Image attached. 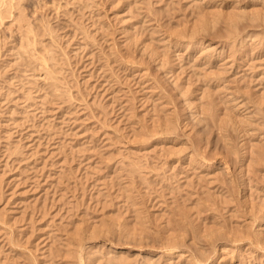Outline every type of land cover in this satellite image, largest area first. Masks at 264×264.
Segmentation results:
<instances>
[{"label": "rangeland", "instance_id": "obj_1", "mask_svg": "<svg viewBox=\"0 0 264 264\" xmlns=\"http://www.w3.org/2000/svg\"><path fill=\"white\" fill-rule=\"evenodd\" d=\"M0 6V264H264V0Z\"/></svg>", "mask_w": 264, "mask_h": 264}, {"label": "bare ground", "instance_id": "obj_2", "mask_svg": "<svg viewBox=\"0 0 264 264\" xmlns=\"http://www.w3.org/2000/svg\"><path fill=\"white\" fill-rule=\"evenodd\" d=\"M6 2H7V1H6ZM12 4H13V3H12ZM18 4H19V3H18ZM17 6H18V5H17ZM0 7H1V6H0ZM13 10H14V9H13ZM1 12H2V11H1ZM1 12H0V14H1ZM24 13H25V12H24ZM255 13H257V12H255ZM3 14H4V13H3ZM15 14H16V13H15ZM19 14H20V13H19ZM4 15H6V13H5ZM21 15H22V14H21ZM242 16H243V15H242ZM245 16H246V15H245ZM262 16H263V15H262ZM19 17H20V16H19ZM23 17H25V15H24ZM1 18H2V17H0V19H1ZM23 19H24V18H23ZM1 20H2V19H1ZM3 20H4V19H3ZM242 20H243V19H242ZM255 20H256V19H255ZM262 20L264 21L263 18H262ZM30 21H31V20H30ZM22 22H23V21H22ZM25 22H26V21H25ZM249 22H250V21H249ZM249 22H248V23H249ZM26 23H27V22H26ZM258 23H259V22H258ZM27 25H28V24H27ZM49 25H50V24H49ZM256 25L258 26V24H256ZM260 25H261V24H260ZM263 25H264V23H263ZM43 27H44V26H43ZM253 27H254V26H253ZM22 28H23V27H22ZM24 28H25V27H24ZM28 28H29V27H28ZM30 28H32V27H30ZM49 28H50V27H49ZM256 28H257V27H256ZM25 29H26V28H25ZM240 30H241V29H240ZM258 30H259V29H258ZM245 31H246V30H245ZM36 32H38V31H36ZM250 32H251V31H250ZM26 33H27V32H26ZM50 34H51V33H50ZM34 35H35V34H34ZM252 35H253V34H252ZM262 36H263V35H262ZM248 38H249V37H248ZM245 39H246V38H245ZM191 40H192V39H191ZM202 40H203V39H202ZM28 41H29V40H28ZM261 43H262V42H261ZM28 44H29V43H28ZM38 48H39V47H38ZM41 48H42V47H41ZM43 48H44V47H43ZM48 48H49V47H48ZM48 48H47V50H48ZM222 48H223V47H222ZM40 50H41V49H40ZM204 50H205V49H204ZM28 51L30 52V50H28ZM35 51H36V50H35ZM36 52H37V51H36ZM51 52H52V51H51ZM30 53H31V52H30ZM43 54H44V53H43ZM48 54H49V53H48ZM25 55H26V54H25ZM39 55H40V54H39ZM53 55H54V53H53ZM43 56H44V55H43ZM37 57H38V56H37ZM52 57H53V56H52ZM50 58H51V57H50ZM47 59H48V58H47ZM43 60H44V59H43ZM30 61H31V60H30ZM44 61H45V60H44ZM50 61H51V60H50ZM39 62H40V60H39ZM42 62H43V61H42ZM44 63H45V62H44ZM52 63H53V62H52ZM42 64H43V63H42ZM46 66H47V65H46ZM50 66H51V65H50ZM47 69H50V68H47ZM42 70H43V69H42ZM45 70H46V69H45ZM45 70H44V71H45ZM49 72H50V71H49ZM54 73H55V72H54ZM54 73H53V74H54ZM51 75H52V74H51ZM55 75H56V74H55ZM50 81H51V80H50ZM50 85H51V84H50ZM56 88H57V87H56ZM243 103H244V102H243ZM243 103H242V104H243ZM257 103H258V102H257ZM257 103H256V104H257ZM255 106H256V105H255ZM261 106H262V104H261ZM257 107H258V106H257ZM257 109H258V108H257ZM253 110H254V109H253ZM261 110H262V109L259 108V111L257 110L258 112H256V109H255V111H254V112L257 113V117H254V118H257V120H258V122H257V123H258V127H259V125H260V127L262 126V128H260V130L264 128V127H263V126H264V113H261ZM249 111H250V110H249ZM263 112H264V111H263ZM253 116H254V113H253ZM255 124H256V122H255ZM173 128H174V127H173ZM263 130H264V129H263ZM263 130H262V131H263ZM171 131H173V130H171ZM256 131H258V128H257ZM260 132H261V131H260ZM261 137H262V136H261ZM261 151H262V150H261ZM263 154H264V152H263ZM260 156H261V155H260ZM226 163H227V162H226ZM261 164H262V163H261ZM225 165H226V164H225ZM227 166H228V165H227ZM262 228H263V227H262ZM256 239H259V238H256ZM258 242H260V241H258ZM179 243H181V242H179ZM174 244H175V243H174ZM178 245H179V244H178ZM181 245H182V244H181ZM181 245H179V246H181ZM81 246H82V245H81ZM171 246H172V244H170V247H171ZM80 248H81V247H80ZM175 248H177L176 245H175ZM262 248H263V247H262ZM80 251H81V250H80ZM197 253H198V252H197ZM197 253L195 252L196 255H197ZM198 255H200V257H201V256L204 257L206 254H205V255L198 254ZM191 256H192V255H191ZM207 256H208V255H207ZM121 257H122V256H121ZM194 257H195V256H194ZM205 257H206V256H205ZM208 257H209V256H208ZM208 257H207V258H208ZM197 258H199V257L197 256ZM201 258H202V257H201ZM201 258H200V259H201ZM207 258H206V259H207ZM200 259H199V260H200ZM203 259H204V258H203ZM206 259H205V260H206ZM208 259H209V258H208ZM208 259H207V261H208ZM114 260H115V259H114ZM194 260H195V258H194ZM205 260H203V261L205 262ZM111 261H112V259H111ZM118 261H119V260H118ZM200 261H201V260H200ZM115 262H116V260H115ZM115 262H114V263H115ZM195 262H197V261H195ZM201 263H202V262H201ZM198 264H199V261H198ZM205 264H206V262H205Z\"/></svg>", "mask_w": 264, "mask_h": 264}]
</instances>
